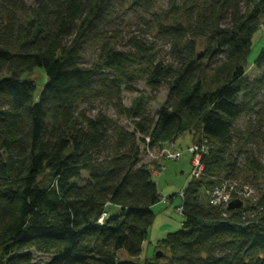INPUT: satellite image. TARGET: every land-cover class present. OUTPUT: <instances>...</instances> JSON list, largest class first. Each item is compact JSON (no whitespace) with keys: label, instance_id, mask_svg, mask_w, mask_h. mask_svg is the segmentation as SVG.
<instances>
[{"label":"trees","instance_id":"trees-1","mask_svg":"<svg viewBox=\"0 0 264 264\" xmlns=\"http://www.w3.org/2000/svg\"><path fill=\"white\" fill-rule=\"evenodd\" d=\"M117 2L0 0V264H38L32 250L54 255L46 264H157L138 261L162 199L141 143L162 146L190 132L207 142L203 164L211 145L234 144L233 121L264 88V74L250 81L245 72L253 36L264 34V0H218L193 27H160L171 63L153 62L146 80L153 90L168 86L167 100L156 117L139 104L133 131L120 129L112 142V119L78 104L119 88L103 67L82 62ZM196 38L207 39L202 59ZM254 65L264 71V50ZM37 69L47 78L39 96L26 78ZM46 172L50 181L39 182ZM213 185L205 175L190 179L179 206L184 228L158 246L170 252L163 264H264V195L256 207L223 210L205 195Z\"/></svg>","mask_w":264,"mask_h":264},{"label":"rangeland","instance_id":"rangeland-1","mask_svg":"<svg viewBox=\"0 0 264 264\" xmlns=\"http://www.w3.org/2000/svg\"><path fill=\"white\" fill-rule=\"evenodd\" d=\"M217 1L118 0L115 4L103 25L101 41L86 44L82 62L87 66L103 67L111 80L117 79L115 84L119 83V88L113 89L112 98L100 97L89 104H78L80 111H84L89 117L103 113L112 119V127H115L111 136L112 142L120 129L133 131L134 114L139 104L145 114L156 117L158 110L167 100L170 90L168 86L153 90L146 80L153 62L171 63V46L159 33L160 27H193L197 24L199 15ZM240 6L243 13L248 10L245 4ZM194 45L193 52L202 55V59L208 46L207 39L196 38ZM263 50L264 34L258 30L253 36V45L248 56L249 65L245 67L246 77L250 81L264 74V71H259L254 65ZM114 53L119 54L117 57L120 60L117 62L113 61L117 58ZM218 58L215 56L213 61L216 62ZM109 62H112V66H106ZM205 63L208 64V60H205ZM26 78L34 81L39 96L47 82L44 71L37 69L27 74ZM212 87L214 88V85ZM248 103V113L233 121L236 135L234 144L230 147L211 145L212 155L202 164L201 176H206V182L214 183L205 191V195L210 201V192L220 189L222 196H229L231 199L227 209H230L231 204H239L238 208L256 207L264 195V88L255 90ZM193 127L197 129L198 126ZM192 145L193 136L190 132L170 142L164 141L162 146H155L149 151L141 143V164L150 170L151 180L158 186L162 199L153 207L155 220L149 231L144 256L138 260L139 263L146 260H158L157 264L169 262L166 257H170L169 250L158 246L169 234L184 228L185 218L178 213L177 208L182 205L181 194L188 186L196 159V155L192 156L189 151ZM168 151H179L182 158L179 161L168 160L164 156V152ZM114 154L115 148L112 147L104 153V157H112ZM88 178L89 173L83 172L82 180L86 181ZM45 181H50L47 172L39 178V182ZM31 252L35 263L38 264H46L54 257L52 254L39 253L36 250ZM158 253L162 254L161 258H158Z\"/></svg>","mask_w":264,"mask_h":264},{"label":"built area","instance_id":"built-area-1","mask_svg":"<svg viewBox=\"0 0 264 264\" xmlns=\"http://www.w3.org/2000/svg\"><path fill=\"white\" fill-rule=\"evenodd\" d=\"M147 150L149 151L150 148L147 147ZM190 153L192 154V156L196 155V159L193 162V169L191 172V178L190 179H197L201 177V170H202V161H201V156L206 154L208 151V145L207 142L203 141V142H193V145L189 148ZM196 152V154H194ZM167 154V155H165ZM164 156H166V158L168 160H172V161H179L182 158V153L177 151V152H172V151H168V152H164ZM220 189H214L210 192L211 194V198H210V204L214 207H222L224 209H227V206L230 205L231 199L226 196H222V192L219 191ZM183 196V194L181 195ZM177 211L179 214H183V208L182 207H178ZM106 214L104 215V217L100 220V222L104 221Z\"/></svg>","mask_w":264,"mask_h":264},{"label":"water","instance_id":"water-1","mask_svg":"<svg viewBox=\"0 0 264 264\" xmlns=\"http://www.w3.org/2000/svg\"><path fill=\"white\" fill-rule=\"evenodd\" d=\"M239 206H240L239 204H231L230 209H237ZM157 256H158V257H161L162 254H161V253H158Z\"/></svg>","mask_w":264,"mask_h":264}]
</instances>
